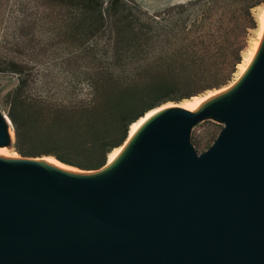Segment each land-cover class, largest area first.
Returning a JSON list of instances; mask_svg holds the SVG:
<instances>
[{
  "label": "water",
  "instance_id": "obj_1",
  "mask_svg": "<svg viewBox=\"0 0 264 264\" xmlns=\"http://www.w3.org/2000/svg\"><path fill=\"white\" fill-rule=\"evenodd\" d=\"M205 119L222 128L196 154ZM0 264H264V36L229 90L156 115L99 172L0 160Z\"/></svg>",
  "mask_w": 264,
  "mask_h": 264
},
{
  "label": "trees",
  "instance_id": "obj_2",
  "mask_svg": "<svg viewBox=\"0 0 264 264\" xmlns=\"http://www.w3.org/2000/svg\"><path fill=\"white\" fill-rule=\"evenodd\" d=\"M48 1L51 6L67 9L73 19L71 26L75 25L80 36H106L105 42L96 46L97 59L91 66L86 64L93 72L85 79L92 93L91 104L46 109L38 135V145L48 150L47 156L72 167L104 166L108 154L125 141L129 126L159 107L177 87L200 83L202 78L195 73L202 67L213 66L217 77L210 85L217 86L229 79L240 64L239 49L222 53L216 60L219 45L187 39L202 22L194 20L187 30L180 27L178 18L186 7L182 4L168 7L165 12L173 13L166 17H145L139 22L133 13L140 10L131 0H108L104 7L103 0ZM189 17L187 14L185 20ZM154 49L159 53L149 57ZM6 66L9 72L20 73L17 64L9 62ZM24 84V80H18L7 113L12 146L22 145L35 132L33 116L38 112L20 108L18 100ZM15 151L24 154L20 148Z\"/></svg>",
  "mask_w": 264,
  "mask_h": 264
},
{
  "label": "rangeland",
  "instance_id": "obj_3",
  "mask_svg": "<svg viewBox=\"0 0 264 264\" xmlns=\"http://www.w3.org/2000/svg\"><path fill=\"white\" fill-rule=\"evenodd\" d=\"M106 1L108 0H103L102 7ZM131 1L140 10V13H133L139 22L144 21L145 17L162 18L172 14L173 12H165L170 6H186L178 18V25L185 26L187 30L194 20L202 22L187 39L192 43L219 45L216 60L222 57V53L239 49L240 64L251 55L257 43L258 16L260 10L264 9V0ZM259 1L262 2L258 3ZM187 14H190V20H185ZM202 15H205V19H200ZM72 21L67 9L51 6L48 0H0V115L7 117L13 90L17 87L19 79L25 81L18 95L20 108L38 112L33 116L35 132L27 136L22 145L12 146L14 139L9 138V145L5 147L9 154L21 158L46 156L56 160L46 155L48 150L44 146L38 145V135L44 123L46 109L91 104L92 93L85 79L93 72L86 64L91 66L97 59L96 46L104 43L106 36H80L79 32L74 30L75 25L71 26ZM158 53V49H154L149 57ZM9 62L17 64L20 73L9 72L6 66ZM238 65L231 77L217 86L210 85L217 77L213 66L202 67L200 72L195 73L197 77L202 78L200 83L177 87L174 93L161 101L159 107L187 104L195 97L227 86L237 77ZM189 91L193 92L188 94ZM186 94L189 96H184ZM221 128V124L210 119L195 125L189 134V144L194 152L200 154L205 151ZM15 148L22 149L24 154H18Z\"/></svg>",
  "mask_w": 264,
  "mask_h": 264
},
{
  "label": "bare ground",
  "instance_id": "obj_4",
  "mask_svg": "<svg viewBox=\"0 0 264 264\" xmlns=\"http://www.w3.org/2000/svg\"><path fill=\"white\" fill-rule=\"evenodd\" d=\"M261 13L258 16L259 17V23H258V31H257V43L255 45V47L252 50V53L249 57H247L241 64L238 65V69L239 71H237L238 75L236 78H234V80L228 84L225 87H222L220 89L214 90L212 92H209L206 95L203 96H199V97H195L191 100V102L187 103V104H177V105H171L170 107H157L154 108L148 112H146L142 117H140L138 120H136L134 123H132L129 126L128 129V134L127 137L125 139V141L119 146L114 148L107 156V160L104 166H102L101 168H99L98 170L95 171H84V170H80L77 169L75 167L66 165L62 162L56 161V160H51L52 158L43 156L40 158H21L18 157L14 154H9L7 152V148L5 147H0V160H27L30 162H34L40 166H44L47 168H51L54 170H57L59 172L68 174V175H90V174H94L96 172H99L107 167H109L117 158L118 156L121 154V152L123 151V149L126 147V145L130 142V140L137 134V132L147 123L149 122L153 117H155L156 115L162 113L163 111L169 110V109H180L189 113H197L199 112L206 103H208L209 101L213 100L214 98L220 96L221 94H223L224 92H226L227 90H229L238 80L239 78L245 73V71L247 70V68L249 67L250 63L252 62L258 47L263 39L264 36V9L260 10ZM5 121L8 122V119L4 116ZM7 136L12 138L13 137V133L10 129V124L7 127Z\"/></svg>",
  "mask_w": 264,
  "mask_h": 264
}]
</instances>
